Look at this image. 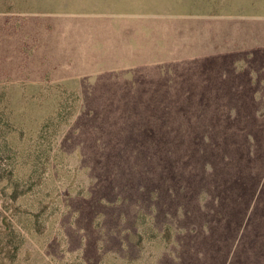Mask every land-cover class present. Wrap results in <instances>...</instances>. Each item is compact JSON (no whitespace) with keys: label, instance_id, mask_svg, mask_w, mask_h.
<instances>
[{"label":"rangeland","instance_id":"1","mask_svg":"<svg viewBox=\"0 0 264 264\" xmlns=\"http://www.w3.org/2000/svg\"><path fill=\"white\" fill-rule=\"evenodd\" d=\"M0 264H264V0H0Z\"/></svg>","mask_w":264,"mask_h":264}]
</instances>
